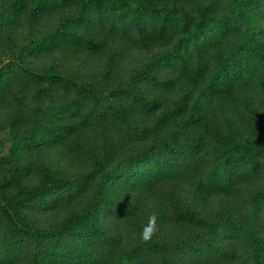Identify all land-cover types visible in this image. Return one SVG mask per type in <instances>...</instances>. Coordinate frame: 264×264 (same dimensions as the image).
Returning a JSON list of instances; mask_svg holds the SVG:
<instances>
[{"label":"trees","instance_id":"16d2710c","mask_svg":"<svg viewBox=\"0 0 264 264\" xmlns=\"http://www.w3.org/2000/svg\"><path fill=\"white\" fill-rule=\"evenodd\" d=\"M0 264H264V0H0Z\"/></svg>","mask_w":264,"mask_h":264},{"label":"clouds","instance_id":"9594fccd","mask_svg":"<svg viewBox=\"0 0 264 264\" xmlns=\"http://www.w3.org/2000/svg\"><path fill=\"white\" fill-rule=\"evenodd\" d=\"M155 216L153 215L152 217H150L149 219V225L144 229L143 233H142V239L144 241H148L151 239V236L155 230Z\"/></svg>","mask_w":264,"mask_h":264}]
</instances>
